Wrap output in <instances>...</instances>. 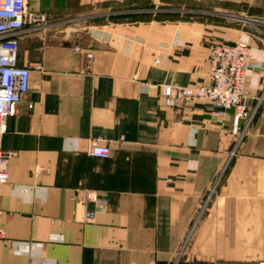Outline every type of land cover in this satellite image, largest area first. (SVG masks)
Masks as SVG:
<instances>
[{
  "label": "crops",
  "instance_id": "1",
  "mask_svg": "<svg viewBox=\"0 0 264 264\" xmlns=\"http://www.w3.org/2000/svg\"><path fill=\"white\" fill-rule=\"evenodd\" d=\"M144 1L28 0L47 22L19 38L31 77L0 142L13 152L0 264H264V101L231 156L233 110L161 95L207 83L211 45L243 40L253 107L264 25L224 12L264 18V0H216L211 17L180 19ZM92 137L108 158L89 154Z\"/></svg>",
  "mask_w": 264,
  "mask_h": 264
},
{
  "label": "built area",
  "instance_id": "2",
  "mask_svg": "<svg viewBox=\"0 0 264 264\" xmlns=\"http://www.w3.org/2000/svg\"><path fill=\"white\" fill-rule=\"evenodd\" d=\"M255 24H264V19L249 18ZM47 16L40 11L32 10L28 0H0V142L6 130V119L12 115L16 106L22 102L30 88V68L18 62L19 38L25 31L43 28ZM81 50L80 46L76 47ZM87 58L92 59L93 53L86 52ZM254 59L251 45L243 40L229 43H214L209 52V81L198 86L164 85L161 95L164 104L171 106L175 97L184 101H208L212 103L215 112L223 116L233 110L230 132L235 137V147L231 156L236 153L238 145L249 132L253 119L264 101V87L256 104H248L250 91L247 87V72ZM147 87L150 83L145 84ZM102 137L89 139L88 152L90 155L108 158L111 146L103 143ZM13 152L5 151L0 145V182L7 181L9 171L7 159ZM88 199L98 202L94 193H88ZM94 211H88L86 219H94ZM3 233L0 230V238Z\"/></svg>",
  "mask_w": 264,
  "mask_h": 264
},
{
  "label": "rangeland",
  "instance_id": "3",
  "mask_svg": "<svg viewBox=\"0 0 264 264\" xmlns=\"http://www.w3.org/2000/svg\"><path fill=\"white\" fill-rule=\"evenodd\" d=\"M155 4L151 6V0L144 1V9L158 10L156 11L160 18H170V19H180V18H190L191 16L202 17L212 15H207L203 10H213L215 6H219V2L216 0H155ZM214 11V12H213ZM212 12L215 13V9ZM155 12V11H154ZM224 18L237 19L240 23L254 24L256 26L262 24H255L251 21H246L249 18H261L258 16H251L249 14H234L224 12ZM264 25V24H263Z\"/></svg>",
  "mask_w": 264,
  "mask_h": 264
}]
</instances>
